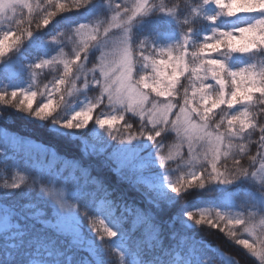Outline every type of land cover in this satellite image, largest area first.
Instances as JSON below:
<instances>
[{
    "label": "trees",
    "instance_id": "trees-1",
    "mask_svg": "<svg viewBox=\"0 0 264 264\" xmlns=\"http://www.w3.org/2000/svg\"><path fill=\"white\" fill-rule=\"evenodd\" d=\"M49 6L46 0H26L24 6L15 8L11 16L0 21V34H8L9 26L16 20L32 17ZM129 6L128 0H93L82 10L61 13L47 28L10 46L0 56V94H33L32 90L41 86L42 81L56 75V66L62 71L66 69L77 87L86 84L81 91H88L101 76L98 66L101 51L93 45L113 33L119 34L120 30H125L130 50L138 52H142L147 41H164L170 33L181 34L189 26L213 35L206 19L212 8L201 4L200 0H148L146 12L106 33L116 14H121L122 21L128 16ZM253 22L264 26V14L249 17L248 24ZM80 24L86 25L83 29L87 34L74 31ZM223 27L218 22L217 32ZM56 33H59L58 40L52 38ZM78 49L88 53L86 59L81 56L75 60L74 56H69ZM61 50L64 55L59 64L55 60L37 67L39 61L50 60ZM249 55L239 57L244 66L250 63ZM235 59L237 55L226 64L231 67ZM74 64L80 65L79 68ZM46 92L51 96L55 90L49 87ZM252 95L254 100L258 93ZM81 102H84L82 96ZM249 122L250 114L245 118V123ZM259 135L256 133L257 139ZM124 143L134 151V157L128 166H118L113 155L123 143L109 144L98 132L73 136L69 140L19 115L0 120V149L3 150L0 161L6 158L10 166L21 171L62 178L67 174L65 182L70 191L65 197L70 195L98 215L101 198L116 203L117 212L120 206L128 212H122L125 219L121 228L114 230L115 237L123 236L124 241L118 246L111 238L109 254L101 241L81 227L70 209L72 220L54 215L34 196L22 192L11 197L0 195V212L22 232L6 240L7 231L0 233V264H30L35 260L45 264H186L187 261L188 264H201L202 258L208 256L216 264H229L232 257L239 264H258L234 247L223 234L195 227L187 220V214H204L209 218H222V221L243 213L260 217L264 214V203L260 201L264 197V180L253 175L229 184L219 173H214L217 179L212 183L189 189L177 197L169 191L176 176L159 167L151 144L143 139ZM252 148L255 150L257 145L253 144ZM253 168L255 173L264 171V158L259 154ZM7 179H10L7 174H0V183Z\"/></svg>",
    "mask_w": 264,
    "mask_h": 264
},
{
    "label": "clouds",
    "instance_id": "clouds-1",
    "mask_svg": "<svg viewBox=\"0 0 264 264\" xmlns=\"http://www.w3.org/2000/svg\"><path fill=\"white\" fill-rule=\"evenodd\" d=\"M241 2L243 0H235L230 6H215V14L206 17L214 39L205 37L202 42L192 44L186 53L178 55L179 63L174 65L176 79H170L162 71H156L155 75L142 71L146 55L136 49H132L126 64L117 62L105 70V54L101 52V76L88 91H81L87 85L77 87L67 70L56 66V75L33 89V94L29 95L31 99L21 94L0 99V106H3L0 107V120L19 115L69 140L92 131L98 132L109 144L146 140L154 150L159 167L176 176L173 185L179 186L178 190L169 191L177 197L189 189L212 183L217 179L214 173H219L229 184L245 176L251 178L255 175L253 163L257 154L264 158V26L253 22L217 32L218 22L227 23L241 13L264 14V0H251L248 7L239 6ZM46 3L50 6L32 17L16 20L9 26L8 34H0V46H16L47 28L61 13L82 10L93 0H66L62 9L55 0H46ZM200 3L206 5L205 0ZM84 27L86 25L80 24L74 31L79 32ZM191 30L189 26L181 36L187 37ZM52 38L58 40L59 33ZM233 54H251L248 56L250 63L232 70L226 61L232 59ZM63 55V50L59 51L47 60V64ZM87 55L84 49L69 54L75 60L81 56L86 59ZM43 62L45 60L37 65H45ZM79 66L74 64L76 68ZM121 72L125 73L123 77ZM49 87L55 90L51 96L46 92ZM253 93H258L254 100ZM249 114L250 122L246 124ZM193 130L196 135L192 134ZM256 133H260L258 139ZM253 144L257 145L255 150ZM0 156H3L2 149ZM0 174L10 177L0 183V195L11 197L22 192L34 196L56 216H63L70 209L81 227L101 241L104 250L111 254V238L101 227L105 220L81 205L79 200L70 195L65 197L70 191L65 182L67 174L62 178L21 171L10 166L6 158L0 161ZM187 220L197 228L223 234L234 247L258 264H264V214L254 217L243 213L222 221L214 216L189 213ZM108 231L116 236L111 227ZM201 264H216V261L208 256L202 258ZM229 264H239V261L232 257Z\"/></svg>",
    "mask_w": 264,
    "mask_h": 264
},
{
    "label": "rangeland",
    "instance_id": "rangeland-1",
    "mask_svg": "<svg viewBox=\"0 0 264 264\" xmlns=\"http://www.w3.org/2000/svg\"><path fill=\"white\" fill-rule=\"evenodd\" d=\"M145 3V6L147 4ZM131 8V12L128 16L122 21L119 17L121 16L120 13L116 14L112 20L111 24L107 26L106 33L112 31V29H116L122 25V23H127L135 16H132L133 11L141 4L144 3V0H128ZM235 0H214L211 1L210 4H207L212 8L210 11L211 17L215 14L217 9L215 6H230L231 3H234ZM26 4V0H0V21L5 20V17L11 16L14 9L17 7H22ZM251 5V0H243L239 4L241 7H248ZM258 14V12H249V13H241L240 15L231 18L230 21L224 23L223 26L225 27H232L236 28L239 26H246L247 19L251 15ZM131 17V18H130ZM211 27V26H210ZM80 32L85 35L87 31L85 29L80 30ZM205 37H208L210 40L214 39V36L207 30L204 29H194L188 31L187 37H182L181 34L170 33L166 36L164 41L154 40V41H147L142 48V54L146 55V59H144L143 64L141 65L142 71L145 73H149L151 75H155L156 71H162L169 75L170 79H176L177 73L174 70V65L179 63L177 57L181 53H186L194 43H199L204 40ZM187 40V43H184V40ZM93 48L99 49L103 52L104 60L103 66L105 70L111 68L114 63L119 62L121 65L126 64L128 59H130V46L128 44V39L125 35V30H120L119 34L113 33L109 37L101 39L97 43L93 45ZM100 52V54H101ZM99 54V57H100ZM238 55V54H236ZM98 57V66H99V73L101 74V61ZM60 58L55 61L59 64ZM155 62V63H154ZM54 64V63H53ZM240 67H243L240 63L235 62L233 65L232 70H237ZM202 75V73H200ZM121 77L125 75L124 72L120 73ZM182 78V77H181ZM207 83L211 84L214 83L213 81H207ZM193 135H196V131L193 130ZM133 150L129 147L128 144L123 143L119 145L114 153V159H116L118 166H128L132 161L134 154ZM259 180H264V171L260 170L255 173V178ZM59 195V193H57ZM260 201L264 203V197H261ZM120 212H117V204L111 202L108 199L101 198L98 201V210L99 215L102 219H104L109 227L113 230L121 228V224L125 218H123V211L125 209L119 207ZM68 220H72L71 212L68 211L65 215ZM17 227L10 223L8 217L0 212V233H4L7 231V234L4 235V239L14 238L22 234L21 231L16 230ZM123 236L121 237H114V241L117 243L118 246L122 245L124 240ZM11 245V244H9ZM179 258V256H177ZM30 264H45L43 261H32Z\"/></svg>",
    "mask_w": 264,
    "mask_h": 264
},
{
    "label": "snow or ice",
    "instance_id": "snow-or-ice-1",
    "mask_svg": "<svg viewBox=\"0 0 264 264\" xmlns=\"http://www.w3.org/2000/svg\"><path fill=\"white\" fill-rule=\"evenodd\" d=\"M145 3H146V0H144V3H141L134 11H133V13H132V16H135V15H137V14H143L144 12H146L147 11V8L145 7ZM205 3L206 4H210L211 3V0H205ZM58 7L59 8H63V2H58ZM131 18V17H130ZM9 45H7V44H5V45H3V46H0V56H2V55H4L8 50H9ZM201 51H203V48L201 49ZM177 59H179V57H177ZM45 65L47 64V61H45V62H43ZM155 63V62H154ZM37 67L39 68V67H41V65H37ZM12 97H15L16 95H18V93H16V92H12L11 94H10ZM25 96V98L26 99H31V97L29 96V95H24ZM5 97V95H3V94H0V99H2V98H4ZM128 141H130V140H128ZM183 180L181 181V185H183ZM178 187L179 186H177V185H170L169 186V190H171L172 192H176L177 190H178ZM201 216L202 217H204L205 215L204 214H201ZM101 220H103L102 218H101ZM101 227H102V229H103V231H104V233H105V235L107 236V237H109V238H114L113 237V235H112V232H110V231H108V225H107V223H106V221H104V223H102V225H101ZM116 235H117V233H116ZM259 254V253H258Z\"/></svg>",
    "mask_w": 264,
    "mask_h": 264
}]
</instances>
